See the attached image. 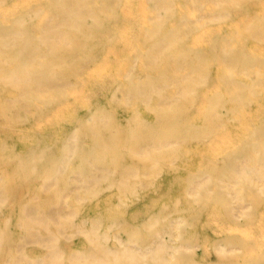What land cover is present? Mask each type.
<instances>
[{"label": "rangeland", "instance_id": "obj_1", "mask_svg": "<svg viewBox=\"0 0 264 264\" xmlns=\"http://www.w3.org/2000/svg\"><path fill=\"white\" fill-rule=\"evenodd\" d=\"M166 2L170 11L159 26L154 0H86L96 12L88 20L105 19L110 29L98 33L102 49L62 91L38 90L21 99L15 78H0L2 97L13 105L0 118V166L8 168L0 176V264H55L61 250L64 264H72L94 239L125 247L141 264H264V177L257 171L264 159V0ZM56 3L0 0V28L20 23L28 32L25 47L36 51L23 73L41 74L66 43L43 42L51 40L44 38V24ZM164 27L180 29L176 60H150L146 41ZM62 28L72 37L80 29ZM166 66L172 79H157L145 97L127 93L132 80L148 85L155 69ZM163 92L171 99L161 102ZM94 110L129 115L151 141L164 130L176 134H166L163 147L128 179L103 177L52 197L61 223L48 255L47 244L27 233L26 199L1 188L17 183L19 159L31 166L52 149L60 151L65 139L71 144L76 121ZM236 172L245 176L235 181ZM199 174L216 189L199 192ZM221 184L236 194L221 191ZM81 218L86 227L75 224Z\"/></svg>", "mask_w": 264, "mask_h": 264}, {"label": "bare ground", "instance_id": "obj_2", "mask_svg": "<svg viewBox=\"0 0 264 264\" xmlns=\"http://www.w3.org/2000/svg\"><path fill=\"white\" fill-rule=\"evenodd\" d=\"M73 2L74 5H70ZM154 8L158 19L157 24L161 26L166 21V11H170L166 0H154ZM91 12L95 11L86 5V0L84 2L83 0H57V3L50 8V16L44 24V29H46L44 38L50 37L51 40L43 42L49 45L50 42L53 45H59V40L63 39L66 43L61 49L54 50L51 55V64L42 67L41 74L36 72L23 73L21 70L23 65L36 59L35 48L25 47L27 46L26 43L29 42L25 27L23 28L20 23H13L8 27L0 28V78H15L13 82L20 90L21 99L35 94L38 90L62 91L70 83H74L72 81L74 76L79 73L83 66L94 59L104 45V40L98 36V33L104 34L110 29L105 19H102L101 23H97L98 25L90 22L88 14ZM114 14L117 16L118 13L114 11ZM64 24H69L70 30H77L80 27L77 35L72 37L66 33L62 28ZM179 30L164 27L158 37L146 41L149 45L148 56L150 60L166 58L176 60L174 55L179 49L175 47L176 44L173 41L176 40L177 42ZM21 43L24 47L21 46ZM67 47L70 49H66ZM233 57L235 58V55ZM183 65L180 61L178 68L182 70ZM169 69L171 68L168 66L155 69L153 73L155 78L151 79L148 85L142 83L141 79L132 80L126 88L127 93L134 97H145L149 90L157 88V79L173 78V73L166 71ZM189 86V82L184 81L182 93H187ZM159 96L161 102L171 99V96H168L166 92ZM5 99L8 100V96H5ZM98 105L99 103L94 104L92 109ZM12 110V103L5 102L2 97L0 83V118L6 117ZM126 117L130 116L122 114L121 117H116L114 113L107 110L90 112L78 119L74 128L71 129L76 134L71 144L65 139L60 151L52 149L48 152L47 158L31 162V166L25 165L24 162L27 159L25 161L19 159L18 164L13 169L17 183L1 188L7 192L20 194L26 199V207L23 211L26 215L23 221L27 226V233L38 242H42L44 247L47 244L46 252L48 255L54 250L52 234L59 230L61 223L57 214H54L57 213V207L52 206L54 201L52 197L58 198L73 191L80 184L85 185L103 177L128 179L140 168L146 166L152 151L158 147H163L162 141L166 139V134L170 137H174L176 134L172 129L168 130L167 133L164 130L156 135L154 141H151L145 137L146 131L142 124L141 126L134 124L130 118ZM162 118L165 119L166 115H162ZM77 133L88 136L91 134L92 136L90 139L86 137L80 139ZM29 158L28 160H30ZM257 171L264 177V159ZM7 172L6 166H0V176ZM242 175V172H236L235 181L239 180ZM205 179H207L205 174H199L196 178L195 186L200 185L198 190L202 194H208L216 189V185ZM253 185L250 182L246 187L247 190H251ZM221 187H218L221 191L236 194L235 191H230L223 184ZM246 188L244 187V189ZM38 194L48 197L47 200L43 202L37 200ZM51 199L50 207L46 211L42 210L41 206L45 203L48 204ZM75 224L86 227L87 220L81 218ZM149 242L153 241L150 240ZM82 253L79 257L73 255L72 264H141L140 261H135V255L125 247H113L108 242L96 241V239L90 240ZM54 263L64 264L62 250L58 256L55 255Z\"/></svg>", "mask_w": 264, "mask_h": 264}]
</instances>
